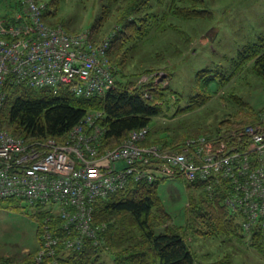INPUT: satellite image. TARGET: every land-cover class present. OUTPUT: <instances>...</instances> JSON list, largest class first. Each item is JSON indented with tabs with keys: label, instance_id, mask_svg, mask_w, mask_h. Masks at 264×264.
Masks as SVG:
<instances>
[{
	"label": "built area",
	"instance_id": "obj_1",
	"mask_svg": "<svg viewBox=\"0 0 264 264\" xmlns=\"http://www.w3.org/2000/svg\"><path fill=\"white\" fill-rule=\"evenodd\" d=\"M46 8L44 1L21 0L16 13L0 11V198L14 197L32 211H46L36 220L38 262L51 258L62 264L57 256L61 250L79 251L87 239L98 243L105 224L94 223L97 201L131 180L205 181L208 190L221 188L224 204L242 214L245 229L264 225V116L263 123L226 135L191 136L168 147L146 143L150 128L145 126L102 154L101 111H89L65 142L28 141L5 129L1 109L9 82L55 90L65 85L84 97L105 95L116 85L108 57L111 38L96 41L89 31L74 33L48 23Z\"/></svg>",
	"mask_w": 264,
	"mask_h": 264
},
{
	"label": "trees",
	"instance_id": "obj_2",
	"mask_svg": "<svg viewBox=\"0 0 264 264\" xmlns=\"http://www.w3.org/2000/svg\"><path fill=\"white\" fill-rule=\"evenodd\" d=\"M38 1H44L47 5L44 19L48 23L64 26L63 22L56 19L60 0ZM102 1L99 24L105 19L112 21L113 18V21L117 20L118 23L107 36L111 38L108 57L116 79L115 87L105 95L84 97L74 94L65 85L55 90L51 87L33 86L24 81L9 82L5 86L7 99L1 109L2 126L9 132L28 141L54 138L58 142H65L72 129L89 111L99 110L102 116L98 119V124L102 126L103 134L98 150L99 154H102L120 145L132 130L145 126L150 128L153 117L171 101L168 97V85L163 86L152 80L140 81L142 74L138 75V72L145 67L130 73L123 70L131 59L128 53L139 42L146 40L152 30L170 31L179 35L181 29L175 19L184 23L210 19L211 11L203 6V0H168L162 12L153 10L156 0ZM20 6L21 0H15L11 9L1 10V13L14 14ZM189 39L190 36H185L186 41L190 42ZM175 51L180 52L177 47ZM157 57L162 62L163 57L160 54ZM249 63L252 64L254 72L264 78V38L245 45L239 51L232 71L207 69L205 83L215 81L216 84H223L236 76L238 68H243ZM151 69L147 68L145 72L154 70ZM159 99L164 100L163 103H158ZM207 99V93H199L186 108L178 110L196 108ZM263 116L264 109L245 112L238 118L222 120L216 130L191 134L175 142L154 138L150 130L146 143L154 142L168 147L179 145L191 136L204 134L219 137L249 124L263 123ZM165 179L167 178L156 179L151 183L131 180L125 187L98 200L95 205L94 223L105 224V229L98 233L99 242L87 239L85 247L79 251L61 250L57 255L58 260L62 264H102L103 253L112 252L116 264H196V256L183 227L167 222L171 216L163 207L159 190L161 182ZM185 181L189 188L198 190L190 197L186 226L192 227L198 234L225 236L236 243L248 240L250 247L264 255L262 223L251 224L248 230L245 229L242 214L224 204L220 187L216 186V189L211 191L206 188L205 181ZM0 206L20 208L23 203L14 197L0 198ZM32 212L37 221L46 213L41 207L33 208ZM36 235L40 242L38 226ZM39 247L40 243L38 248L25 255L17 253L16 259L0 254V263L53 264L51 258H45L41 262L36 260Z\"/></svg>",
	"mask_w": 264,
	"mask_h": 264
},
{
	"label": "rangeland",
	"instance_id": "obj_3",
	"mask_svg": "<svg viewBox=\"0 0 264 264\" xmlns=\"http://www.w3.org/2000/svg\"><path fill=\"white\" fill-rule=\"evenodd\" d=\"M162 1H154L153 10L162 12L168 0ZM203 1V6L212 13L210 19L185 23L175 19L181 29L179 35L152 30L146 40L128 53L131 59L123 69L125 72L145 67L138 72L142 74L140 81L152 80L170 88L171 101L150 123L154 138L175 142L191 134L216 130L224 119L264 109V78L254 72L251 63L238 68L236 76L223 84L205 83L207 69L232 71L239 51L264 38V0ZM11 4L14 5L15 0H0V11L11 9ZM102 9V0H60L56 19L71 32L89 31L96 41H101L118 24L113 18L112 21L105 19L100 25ZM185 36H190V42ZM176 47L180 52L175 51ZM158 54L163 57L162 62ZM147 68L154 70L145 72ZM199 93H207L205 103L193 109L178 110L186 108ZM163 101L159 99L158 103ZM159 190L163 207L171 216L167 222L183 227L196 264H264V255L250 247L248 240L236 243L225 236L198 234L186 226L190 197L198 190L189 188L185 179L167 178L161 182ZM36 229V218L26 202L20 208L0 206V254L16 259L17 253L25 255L38 248ZM102 257V264H116L112 252H104Z\"/></svg>",
	"mask_w": 264,
	"mask_h": 264
}]
</instances>
